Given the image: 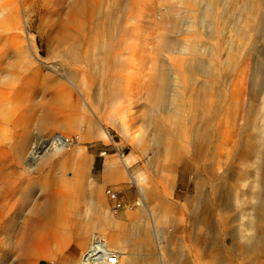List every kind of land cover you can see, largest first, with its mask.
<instances>
[{"label": "rangeland", "instance_id": "1", "mask_svg": "<svg viewBox=\"0 0 264 264\" xmlns=\"http://www.w3.org/2000/svg\"><path fill=\"white\" fill-rule=\"evenodd\" d=\"M103 1H92L90 30L87 6L81 16L76 10L70 14V25L66 0H0V205L4 213L0 264H80L93 232L119 253V264H126L123 238L133 219L122 222L120 237L114 236L109 219L123 209L140 215L137 205L129 207L142 192L135 181L138 176L147 189L163 198L168 209L174 208L172 219L154 225L147 216L146 222L152 238L160 237L166 245L170 233L176 232L171 249L175 262L209 264L211 260L216 264L225 257L231 261L238 256L234 247H247L250 239L246 235L254 232L244 223H264V215L251 205L245 209L239 200L246 176L242 182L233 178L243 167L227 153L256 132L243 127L244 105L249 101L250 78L257 86L264 80V0L253 9L252 42L231 62L226 54L229 36L235 38L231 27L236 19L244 22L246 12L241 8H250L251 0H210L215 11L208 30L199 22L191 27L194 11L200 10L185 0H123L120 15L128 10L130 17L122 22L112 20L115 23L110 28L100 12L110 0ZM80 18L85 19L77 34L80 44L71 45L68 36L76 32L75 21ZM177 20L182 23L180 31L176 30ZM124 23L130 33H121ZM194 37L215 51L206 56L168 48L172 38L190 41ZM72 46L79 57L63 56L65 48ZM182 58L199 61L201 67L212 64L218 76L217 90L211 96L224 92L225 99L219 103L220 97L218 102L214 98L206 117H182L176 129L165 121L162 110L152 109V96L166 75L170 76V91L174 90ZM42 76L47 85L39 90ZM19 87L22 93L18 95ZM45 94L59 125L41 132L29 114L34 97ZM22 97L30 103H24ZM205 132L207 138L201 136ZM57 133L73 136L61 154L51 148L44 161L32 154L36 143ZM107 156L119 161L125 183L121 189L108 186L125 203L116 212L107 206V187L99 182L101 163ZM30 159L34 167L28 165ZM212 162L217 178L208 173ZM55 174L74 176L71 188L65 190V179L59 181ZM214 180L218 185L213 193L210 183ZM47 199L54 203L55 217L30 215L36 202ZM24 218H30L29 222ZM140 237L133 240L140 241ZM152 245L162 262L165 254L158 253L156 242ZM213 247L223 249L224 257L219 250L217 256L214 249L209 251Z\"/></svg>", "mask_w": 264, "mask_h": 264}, {"label": "bare ground", "instance_id": "2", "mask_svg": "<svg viewBox=\"0 0 264 264\" xmlns=\"http://www.w3.org/2000/svg\"><path fill=\"white\" fill-rule=\"evenodd\" d=\"M201 1L197 2V0H185L184 3L186 2L189 3V6L193 7L194 10H198V7L200 10L198 11V13L194 11V15L192 16L193 20H191L192 23L191 27H195V23L198 24L199 22V26L201 25L208 30L213 25L211 23V20H212V14L215 11V6L214 3H212L210 0H205L204 2L205 4L201 6L202 8H200ZM190 2L193 3L191 4ZM195 2L197 4H195ZM259 4H260V0H251L250 3L247 5L250 6V8L248 7L241 8L242 11L244 10V12H246V19L243 20L244 22L242 23L238 22L239 19H236V21H234V23L232 24L231 27L232 33L234 32L236 39L234 37L231 38V35L228 38L227 46L230 43L229 46L230 49L226 50V54L228 58L227 62L228 61L231 62L233 59L238 57L242 52H245L246 45L252 42V37H253L252 28L256 16L253 9H255ZM84 6H85V0H72L70 11L72 12L73 10H76L79 12L81 16V13L84 11ZM180 11L183 14L185 12V8H183V10ZM72 20L73 19H70V25ZM75 24L77 25L76 32L74 33V31L73 32L71 31L68 36V39L70 40L69 43L71 45L74 42L80 44L77 34L79 33L81 27L85 25V19L82 18H80L79 20L77 19L75 21ZM181 25L182 23L177 20L176 22L177 31H180ZM112 26L110 28H112ZM69 28L71 29V26H69ZM115 35L116 33L114 34V36ZM196 37H194V39H191L190 41L188 40L179 41L180 39L172 38V40L170 39L169 41L168 48L172 52H180L183 50H187L192 53H198L206 56L211 55L214 48L212 50L211 45L209 46L205 44L201 45L200 42L196 41L197 39ZM77 44L75 46H77ZM75 46L65 48L63 52V56L66 55L72 59L78 58L79 54ZM215 48L218 49L217 46H215ZM217 59L219 60V58ZM198 62L196 63L195 61H193V59H190L189 62H186L185 60H183V58L180 59L179 62L180 69L177 76L178 83L175 84L174 90L170 91V86L167 85L170 83V79H169L170 76L166 75L164 76V78L162 77V79L160 80V84L158 85L152 96V101L154 106L152 107V109L154 110L155 108L156 110L157 109L162 110V112L164 113L165 121L172 124V126L174 125L173 128L177 129L176 126L180 127L182 123V117L186 115H188L192 120L195 117L196 118L200 116L206 117L209 113V110H211V108L213 107L214 98H217V102H218V99L220 97L219 103H222V100L225 99L224 92L223 93L219 92L214 94V96H211L213 90L215 89L217 90L216 88L217 76H218L217 70H214L213 68L212 70L211 69L212 64L210 63L208 64L206 63L203 67H201L198 64ZM225 65H226V61H225ZM254 81L255 80L253 79V77H251L249 80L250 84L247 91V97L249 98V101L244 105L245 122L243 124V127L252 128L256 132H254L253 134L246 135L243 143L237 144L236 148L234 146L232 151L231 152L228 151L227 153H232L233 158L239 159L243 167L242 168L243 172L242 173L237 172L233 178L236 180L240 179L242 182V180L246 176V181L243 182L242 185L243 187H241L242 189L239 190L240 192L238 197L239 200H242V202L245 205L244 207L245 209L249 205H251L258 211L259 215L262 216L264 215V80H262L258 86ZM39 86L41 87L43 86L42 81L39 82ZM34 108L39 112V116L36 121L37 126L45 127L47 125L52 124L53 121L51 119L50 112L48 110V103L46 96L41 97V99L35 103ZM201 136L207 138L209 134L208 132H205ZM230 138L231 137L229 136V139ZM72 139L73 136H65L61 133L54 134L49 138L48 137L43 138L38 143H36L32 151V154H34V156L38 157L40 160L44 161L45 160L44 158H46L49 155L47 154V152L51 150V148L55 149L56 152L55 154L57 155L61 154L63 150L66 148L65 145L69 144ZM28 165L30 167H34L35 166L34 160L30 159ZM207 168L209 171L208 172L209 175L214 176V178H217L218 173L216 171L217 167H215V163L212 162L211 166ZM220 176H225V174H221ZM223 178L221 179L222 182L224 181ZM197 182L199 183L200 180H197ZM217 185L218 184H216V180L210 183L213 193L216 192ZM8 201H10V199ZM135 202L138 207L140 206L139 208L141 210H145V207L141 206L143 203L141 195L140 197H138V199H136ZM2 211H3V206L0 205V213H1L0 219L3 218L4 216V213ZM54 212H55V208L53 201L51 199H47L45 201L36 202L33 210L30 211V215L34 213L51 218V217H55ZM149 212L152 216V222L154 225H158L159 222L165 221L164 219L165 217L163 216L161 211L156 210L155 205L153 208H151ZM165 215H166V220H168V218L172 219V213H170V211H166ZM204 217L205 215H203V218ZM143 218L145 217H141V218L139 217L136 219L133 218L134 220L128 225V227L126 226V237L123 238L124 242L129 244L128 246L129 248L127 251L128 259L126 260L127 261L126 264H160V263L178 264L177 262H175L171 252L174 232H171L168 237L170 244L166 245L165 243H162V239L160 237H158L157 240L156 239L154 240L152 238L153 234L150 233L149 228H147L148 227L147 226L148 224L146 222L147 220ZM29 220L30 218L28 219L24 218L25 222H29ZM202 221L203 219L201 218V220L198 221L199 223L198 226L200 225L202 226ZM244 224L248 226L247 227L248 229H253L254 231V232H250L249 235H246V238L248 237V239H250L249 245L245 248H240V247L237 248L234 247V249L232 248L238 256L231 261H229L225 257L221 259L220 262L219 261L216 262V264H264V223L247 222ZM132 226L133 229H131ZM129 234H132L134 236H142V239L140 241L133 240L129 236ZM100 236L101 235L96 234L94 232L92 233L91 240L88 242L86 249L81 256L80 261L78 260L80 264H97L91 259L94 258L91 256L98 251L101 252L111 249L108 247L106 240L104 238H101ZM154 241L156 242L158 253L165 254V258L163 259L162 262H158L157 260V255H156L157 252L155 251V248L152 245V242ZM212 249H214L215 251L214 255L217 256V252H218L217 250H219L220 252L219 256L224 257L223 253H225V251H223V249L221 248L218 249L213 247V248H209V251H212ZM159 256L161 257V255ZM211 262H212L211 260H208L209 264H211ZM119 263H120V257H119ZM100 264H104V263L102 262Z\"/></svg>", "mask_w": 264, "mask_h": 264}, {"label": "crops", "instance_id": "3", "mask_svg": "<svg viewBox=\"0 0 264 264\" xmlns=\"http://www.w3.org/2000/svg\"><path fill=\"white\" fill-rule=\"evenodd\" d=\"M71 1L70 0H66L67 5H68L67 18H69L71 16L69 14H71L72 12L75 11V10H73L72 12L70 11ZM92 1H94V0H85V6H84V8H86V6L88 8V10H87L88 11V19L87 20H88V27L90 29H92V27H93L92 23H91V25L89 24V22H91L90 20L92 18ZM101 1H103V0H101ZM123 11L124 12L122 13V15H120V13L122 12V0H110L108 2V4L106 6H104V8L101 9L100 12H102V15H103L104 19L109 20V25L112 26V25H114V23H113L114 20H116V21L119 20V21L122 22V19L124 17H130V13H129L128 10H126V11L123 10ZM127 25L128 24H125V23L121 25V33H123V34L130 33V31L127 29ZM122 26H123V28H122ZM106 33L107 32L105 31L102 34L106 35ZM111 34H113V32L110 33V34L108 33L107 35H111ZM40 81H42V83H43L42 87L39 86V82ZM45 84L47 85V81H46V77L45 76H42V77L38 78V89L39 90L41 88H43V87L45 88L46 87ZM21 89L22 88L19 87L17 93L18 92L22 93ZM19 93H18V95H19ZM43 96H46V94L42 95L41 97H43ZM41 97H39V98L34 97L35 101L32 102V107H33L32 108L33 109L32 110V114H29V117H30L29 120L31 122L35 123V124H36L37 118L39 116V112L34 108V105H35L36 102H38L41 99ZM46 98H47V103H48V110L50 112V116H51V119H52L53 122H52L51 125H47L45 127H40V126L35 125V127L37 129H39L41 132L46 131V130H50V127H55V126L57 127L59 125V122H58L57 118L54 116V113L51 111L50 98L48 96H46ZM17 99H20V98L18 97ZM22 99H23L24 103H28V104L30 103V100L24 99V97H22ZM63 119L64 118H62V120ZM67 159H68V157H67ZM126 160H128V158H126ZM69 161H70V166L73 165L72 160L70 159ZM126 165L128 166L127 163H126ZM54 176L59 181L61 179H62L61 181H63V179H65V181H63L65 183L64 184L65 186L63 187L65 190L70 189L71 186L73 185L74 176H70V177L66 176L65 177L62 174H60V175L55 174ZM122 177H123V171L120 168L119 161L116 158L112 157V156H107V157L103 158L102 163H101V173H100V177H99V182L102 183L103 186L105 185V188L110 186V185H113V186L121 189V188L125 187V183H124ZM135 181L138 183L137 185H139L141 187L142 192L140 193V191L139 190L138 191H139V193H140V195H141V197L143 199V203H144L141 206L142 207L144 206L145 210H141L139 208L140 215L139 216L138 215L134 216L133 214H131L128 211L123 209V210H121L119 212L118 216L111 217L109 220H110L111 225H113V234H114V236H117V237L123 236V233L121 231L122 222L125 221L128 218L136 219V218H139V217L140 218L141 217H145L143 219L147 220L146 217L148 216V217H150L152 219V216H151L149 211L151 210V208L154 207V205H155L156 210L161 211V213L163 214V216L165 218H166V215H165L166 211H170V213H172L174 211L173 210L174 208H171V206H169V209L167 208V205H166L165 201L163 200V198L159 194H157L155 192H152L151 189H147L145 187L144 183L142 182L143 180H141V178L139 176L136 178ZM60 184H62V183H60ZM58 188H61V187H58ZM105 195H106V193H105ZM154 196H156V197H154ZM106 197L107 198L105 199V201L107 203V206L110 207L109 198H108L107 195H106ZM63 205H64V209L67 211L68 204H67L66 200H65ZM198 221H200V219ZM199 227L201 228V225ZM116 228H118V229H116ZM175 234H176V232H174V237H175ZM124 237H126V234L124 235ZM132 237L134 239L133 235H132ZM138 237H140V236H138ZM125 244H126L125 247H127V248H125L126 252H127L128 248H129L128 247L129 244H127V243H125Z\"/></svg>", "mask_w": 264, "mask_h": 264}, {"label": "built area", "instance_id": "4", "mask_svg": "<svg viewBox=\"0 0 264 264\" xmlns=\"http://www.w3.org/2000/svg\"><path fill=\"white\" fill-rule=\"evenodd\" d=\"M73 140V139H72ZM71 140V141H72ZM70 141V143H71ZM105 193L108 196L111 204L110 209L112 212H116L117 210L121 209L123 206H125L124 201L119 197L118 193L114 191L112 188L107 187L105 189ZM133 205H137L136 202L132 205H129V207H133ZM91 258L95 263L100 264H119V256L117 251H114L112 249H108L101 252H96L94 255H92Z\"/></svg>", "mask_w": 264, "mask_h": 264}]
</instances>
